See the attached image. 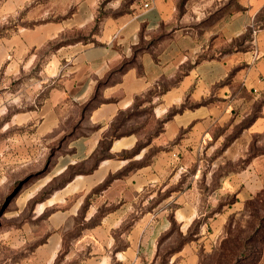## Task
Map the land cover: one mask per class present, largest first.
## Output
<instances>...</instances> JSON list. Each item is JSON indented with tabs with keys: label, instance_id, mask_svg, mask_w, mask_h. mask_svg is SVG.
I'll return each mask as SVG.
<instances>
[{
	"label": "crops",
	"instance_id": "crops-1",
	"mask_svg": "<svg viewBox=\"0 0 264 264\" xmlns=\"http://www.w3.org/2000/svg\"><path fill=\"white\" fill-rule=\"evenodd\" d=\"M102 1L42 0L26 17L36 24L0 42L10 61L51 51L42 96L14 118L33 128L25 150L60 143L19 209L68 175L32 208L27 264L153 263L160 239L198 213L202 152L233 160L264 130V0H111L90 33ZM191 248L169 263L186 264Z\"/></svg>",
	"mask_w": 264,
	"mask_h": 264
},
{
	"label": "rangeland",
	"instance_id": "rangeland-1",
	"mask_svg": "<svg viewBox=\"0 0 264 264\" xmlns=\"http://www.w3.org/2000/svg\"><path fill=\"white\" fill-rule=\"evenodd\" d=\"M41 1L26 0L18 8L17 0H12L2 9L0 0V42L4 37L16 35L20 28L34 26L36 22L26 17L35 9H43ZM110 1L103 0L99 5L100 14L90 33L106 15L101 9ZM258 23L264 25V11L259 14ZM80 35L81 32H75L67 36L68 40H75ZM50 52L37 51L36 58L29 63V60L10 61L0 51V264H27L34 245L22 244V230L32 221L33 201L68 178L67 175L54 181L19 209L23 194L45 175L53 147L60 143V140L49 142L45 152L25 150V144L33 142L30 135L33 128L30 122L18 125L14 118L42 96L41 71ZM8 63L13 65L9 70ZM259 106V101L254 102L248 120L234 127L231 135L234 140H240L241 128L259 116ZM223 154L219 150L202 152L201 175L194 185L199 197L198 213L185 234L178 226L171 227L160 239L151 264H171V259L186 245H194L188 250L186 264H264V130L251 134L248 149L235 151L233 160L222 159ZM226 174L233 175V180L223 189L221 179ZM186 183L189 187L187 179Z\"/></svg>",
	"mask_w": 264,
	"mask_h": 264
},
{
	"label": "trees",
	"instance_id": "trees-1",
	"mask_svg": "<svg viewBox=\"0 0 264 264\" xmlns=\"http://www.w3.org/2000/svg\"><path fill=\"white\" fill-rule=\"evenodd\" d=\"M245 38H246V36H245L243 39H245ZM70 41H73V40H70ZM52 190H53V189H52ZM52 190H51V191H52ZM49 193H50V191H49V192H46V193H41L40 196H39L38 198H36V199L33 201V203H35V202L41 200L43 197H45V196L48 195Z\"/></svg>",
	"mask_w": 264,
	"mask_h": 264
},
{
	"label": "built area",
	"instance_id": "built-area-1",
	"mask_svg": "<svg viewBox=\"0 0 264 264\" xmlns=\"http://www.w3.org/2000/svg\"><path fill=\"white\" fill-rule=\"evenodd\" d=\"M144 7H145V8L148 7V4H145ZM252 33L254 34V32H252Z\"/></svg>",
	"mask_w": 264,
	"mask_h": 264
}]
</instances>
